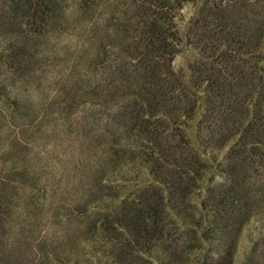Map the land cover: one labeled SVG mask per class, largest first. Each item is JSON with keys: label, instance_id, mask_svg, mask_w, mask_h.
Returning a JSON list of instances; mask_svg holds the SVG:
<instances>
[{"label": "trees", "instance_id": "1", "mask_svg": "<svg viewBox=\"0 0 264 264\" xmlns=\"http://www.w3.org/2000/svg\"><path fill=\"white\" fill-rule=\"evenodd\" d=\"M251 229L264 0H0V264H195Z\"/></svg>", "mask_w": 264, "mask_h": 264}, {"label": "rangeland", "instance_id": "2", "mask_svg": "<svg viewBox=\"0 0 264 264\" xmlns=\"http://www.w3.org/2000/svg\"><path fill=\"white\" fill-rule=\"evenodd\" d=\"M189 56L190 53L180 55L176 59V66L181 67L185 65V63L188 61ZM248 232V235L250 237L254 235L256 236L252 238L251 243L250 241L248 243L245 242L247 243V246L244 245V242H242V240L238 239L237 245L235 246L234 250H232L231 258L229 257L225 259L218 252L214 250H208L206 245H203L202 243L201 245L203 253H201L200 257H193V262H195V264H245V253L248 250L250 252V256H248L250 263L247 262L246 264H264V230L261 229L256 234L254 233V229H251ZM246 239L248 240V236H246ZM178 264H180V262Z\"/></svg>", "mask_w": 264, "mask_h": 264}]
</instances>
